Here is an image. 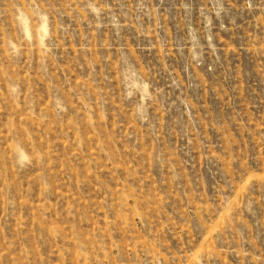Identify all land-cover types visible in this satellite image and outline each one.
<instances>
[{"label": "rangeland", "instance_id": "374dc122", "mask_svg": "<svg viewBox=\"0 0 264 264\" xmlns=\"http://www.w3.org/2000/svg\"><path fill=\"white\" fill-rule=\"evenodd\" d=\"M0 264H264V0H0Z\"/></svg>", "mask_w": 264, "mask_h": 264}]
</instances>
